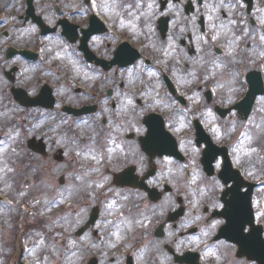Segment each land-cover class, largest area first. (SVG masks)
I'll return each mask as SVG.
<instances>
[{"label": "flooded vegetation", "instance_id": "obj_1", "mask_svg": "<svg viewBox=\"0 0 264 264\" xmlns=\"http://www.w3.org/2000/svg\"><path fill=\"white\" fill-rule=\"evenodd\" d=\"M96 1L93 13L106 18L109 25L108 32L103 35L107 36L108 42L101 51L109 54L103 55L100 49H93L96 45L89 40L94 52L103 58L113 59L119 45L129 42L140 53L139 59L131 67H114L109 71L110 76L107 74L111 108L116 109L121 104L122 98L118 94H122L127 104L128 118L114 120V124L107 130L108 135H101L102 131L98 130L100 128L92 134L99 143H106L105 138H110L108 147L101 146L102 150L108 151L106 172L111 175L110 186L113 190L110 203L112 210L114 205L119 213L116 222L113 220L112 234L106 228L93 229L92 253L96 256L97 264H194L195 259L190 253L197 251L196 234L199 232L203 235L198 243L208 241L209 255L205 252L208 255L207 264H228L225 254L212 246L224 223L220 212L224 207L225 194L223 188L217 185L219 177L214 175L217 180L215 186H199L198 191L182 178V172L187 167H181V162H187L194 154L201 155L200 147L203 145L196 142V135H192L191 140L179 139L182 153L186 157L184 161L173 156L159 155L156 151H150L152 155H149L143 146L158 147L156 143L160 139L145 135L143 121L146 108L149 103H154L153 100H167L162 110L167 112L169 120L170 111L175 110L177 113L176 103L178 107L181 105L177 99L176 102L173 101L169 82L176 86L178 92L181 90L187 94L212 95L211 101L197 105L205 111L213 110L217 104L229 105L226 94H244L248 89L249 73H260L264 84V0ZM164 1V8L161 9ZM77 2L78 0L75 1ZM221 4L231 6V14ZM127 16L133 21L126 23ZM60 17L80 26L77 31L80 42L82 28L89 24V16L84 13H81V18L85 20L80 23L67 15L56 17L45 0H0V126L13 123V119L7 121L1 117L3 111L15 115L19 109L20 102L15 99L13 88H22L33 98L46 83L42 76H36L33 71L30 81L36 79L34 86L31 82L22 84L25 79L28 80L31 66L34 69L35 62L19 51L30 49L36 51L39 57L34 46H38L44 37L42 26H55ZM161 18L168 19L165 35L160 28L166 29V21L161 22ZM61 35L63 36L62 33ZM63 37L67 42L68 38ZM78 45L76 44L77 50ZM147 70L153 71L149 79L145 74ZM20 73L23 77L27 76L23 78ZM83 77L87 80L91 78L89 74H83ZM185 78L191 79L187 85L189 89L185 87ZM151 79L152 84L148 90L139 93L148 86L142 84H147ZM98 80L99 77L95 84ZM95 87L97 90L102 89L100 84ZM73 89L75 95L82 91L80 87L72 88L67 85L54 89L56 104L62 105L61 112L56 114L58 117L83 123L82 116L63 111V107L67 105L77 108L84 105L95 106V115L102 111L100 99L94 102L86 92L81 99H73L68 94ZM94 95L97 93H93ZM150 95L152 101H149ZM21 108L26 112L25 120L27 116H32L30 122L40 121L42 116H51V112L41 106ZM37 110L44 112L36 115ZM133 122L136 127L141 125L138 134L130 130ZM148 139L150 145L147 143ZM199 170L203 172L201 165ZM120 171L126 173L124 180L128 183L127 186L114 184L115 176ZM165 171L167 174L164 176ZM149 180L155 183L149 184ZM146 187H150L152 191L149 193ZM166 198L170 203V210L164 213V206L159 201ZM158 199L159 201L154 202ZM196 207L199 209L196 210ZM181 208L182 217L178 221H171V215L181 212ZM148 217L150 220H146ZM197 223L201 227H197ZM204 227L207 230L205 234L202 233ZM221 241L225 243L224 240ZM198 252L201 255L198 264H205L201 251ZM80 264H84L83 261Z\"/></svg>", "mask_w": 264, "mask_h": 264}, {"label": "rangeland", "instance_id": "obj_2", "mask_svg": "<svg viewBox=\"0 0 264 264\" xmlns=\"http://www.w3.org/2000/svg\"><path fill=\"white\" fill-rule=\"evenodd\" d=\"M47 1L51 3L52 2L55 3V0H47ZM62 1L64 6L68 7L69 9H71V7L75 2V0H62ZM103 3H105V1ZM128 19L129 16L126 17L127 20L126 23L133 21V19H129V20ZM78 21L81 22L80 19ZM57 43L61 45V42L59 40L57 41ZM93 44L94 45L96 44V46L99 47V44L96 41H94ZM152 49L154 48L152 47ZM41 50L43 52V57L45 61V71H46L45 77L46 79H49L52 82L51 84L52 86L58 85L61 87L67 85V87L70 86L72 88H75L76 86L81 87L82 91L80 92V94H76L77 96L75 95L74 89L69 91L68 94L73 99H76L77 97L81 99L83 93H85L86 90L88 89L93 90L92 84L95 82L96 77L92 78V80L90 81L84 79L82 74L84 75L89 74L85 72L86 68L83 65L76 63L74 59H72L71 55L65 52L64 49L61 50L58 46H56V42L53 36H46L44 38L43 46L41 47ZM107 53L108 52L103 54L106 55ZM33 67L34 66H31V73L29 72L28 80L25 79L22 82V84H28L29 82H31L30 84L34 86L36 79L30 81L31 77L33 76L32 73L34 70H39V69H33ZM89 75L93 76L92 74ZM152 80L153 79H151V81L148 80L147 84H142L148 86H145L143 90H140L139 93H143L147 91L149 86L152 84ZM190 80H191L190 78L184 79V81H186L185 87L187 89L189 88L187 85L190 83ZM104 85L105 84H103V90L100 91L101 96L102 95L106 96L105 93L107 90V86ZM131 88L133 89V87ZM118 95L120 98H122V102L121 105L118 107L117 112L119 116L122 118L125 116V114L127 116L126 113L127 104L124 99V96L122 94H118ZM236 96L237 94H226L225 98L227 102L230 103L234 100ZM195 97L197 99L202 98V96L198 94L195 95ZM149 98H150L149 101H152L151 95L149 96ZM260 99L261 100L257 102L258 106L255 107L257 111H255V113L250 118L251 126L246 125L247 122H245L236 112L230 113L229 116H227L223 120L225 122V125L227 126L226 129L220 126L221 124L218 123L219 118H217L214 115L208 117V121H207L209 128L211 129V131H213L214 135H216V139H217L216 141H218L220 144L225 141H228L230 143L234 142V139L236 137V134H233L234 129H236L237 127L238 129H241L242 126L241 130L243 131L239 132V142L236 148L237 161L243 166V168L249 175L251 176L258 175V177L262 172H264V164H263L264 163V96H262ZM153 102L154 103L152 104L149 103L147 109L149 107L163 109L160 107V104L164 105L162 100L161 101L153 100ZM21 111L19 110L20 113ZM19 112H17V115L20 114ZM43 112L44 110L43 111L37 110L36 115H42ZM105 113L106 116L101 115L102 118L106 117L107 119H110L109 113L107 111ZM22 114L24 113L22 112ZM27 119H29L28 122ZM27 119L23 120L24 127L30 123L32 116H27ZM53 119L56 118H53L52 114L50 117L44 118L42 116L41 120L38 123L39 124L38 128H36V132H38L37 136H43L47 141L49 148L47 157L36 154V157L40 156V159L38 160H40L41 164L38 170L42 172L41 182L37 185L35 184L32 178L25 179L24 185L20 186L21 191L19 192V194L20 195L22 194L24 198L29 197L28 198L29 201L27 204L30 205V208L29 206L28 208L24 206V211L28 209L29 214H33L35 209L42 211V216L47 218L46 226L48 230L50 232L57 231L56 236L59 235V237H55V236L53 237L56 243L51 245L50 253H48V251L51 243L47 241L42 246L43 239L34 238V242L30 244L31 246H26V243L19 242L18 246L14 248V253H13L14 262H16L20 257V255L23 253L22 259L26 263L29 262L30 264H77L78 262L75 259L77 257L76 252L77 250L81 251V247H83L82 250L83 254H86L84 252V248L87 247L88 248L87 253H89V255L86 256L89 257L92 256L90 253V249L92 246L91 234L89 235V233H85L84 236L77 237L75 235V232L77 231L79 226L85 224V221L88 218L91 208L94 205L98 204V199L95 197L97 192H100L102 188H105L106 185L108 184L107 179H104L102 182H99L97 186L96 185L88 186L89 183L93 182L91 170H90L92 168V164L86 162L87 160H90L91 162L92 161L97 162L99 155L92 147L88 149H86V147H83L84 144L81 143L82 142L81 137L94 136L92 135L94 129H92L91 132H87V130L82 131V128H80L79 130L80 133L78 134V138L80 139L79 141H81L80 142L81 145L78 143L77 139L76 141H74V143L69 144L67 143V138L64 134H61L54 130V126L52 125ZM93 120L98 121L99 119H93ZM90 123L95 127V123L93 121ZM177 128L178 130H181L179 125L177 126ZM139 129H141V125L139 124L136 127L135 123L133 122V127H131L130 130H133L136 134H138ZM26 130L28 131V133H30L27 134V136H32L34 130H30L28 126H26ZM235 132L237 133V130ZM18 134L20 136L21 133L18 132ZM25 137L26 135L23 138L20 136V143H19L20 147L18 148V150L26 151L27 146L25 143L27 138L25 139ZM109 139L105 138V140H107L106 141L107 147L109 145ZM16 144H17V140L11 139L8 141V144L4 142L0 150V181L2 182H4V175L6 174V171H9V173L12 174L16 170L23 168V166L20 164V161L22 160L21 156L23 154L22 152H17L18 151L17 149L15 151L16 152L15 158L16 159L19 158V160L16 161L15 165H12L13 162H11V164H7L3 157V153L6 151V149L10 148V146H15ZM60 147L67 151L64 152L63 158L61 156V158L58 159L57 158L58 155L55 154H57L56 152ZM6 160L8 161V158H6ZM4 165H5V169H4ZM193 170L195 171V168ZM166 174L167 173L165 171L164 176ZM199 174L200 172H198L197 175ZM260 176H262V174ZM83 180L85 183H83ZM78 186L84 188L83 190H86L85 193L87 192L88 196L83 197L81 200H79V203L77 204L75 202L76 201L75 198H73V196H75L76 194L75 195L72 194L74 193V190L76 191L75 188H77ZM81 187L78 188L81 189ZM2 190L5 193H7L8 188L4 186ZM35 191L38 193L32 195L31 193ZM49 191L52 192L51 195L52 197L46 196V193ZM60 194L68 195L69 201L65 204L67 206H64L63 201L61 200L62 198L57 197ZM260 194L264 195V186H260ZM22 196L21 199H24ZM45 197L46 199L51 197L48 203L42 201V199L46 200ZM159 202L161 203V205L164 206L163 207L164 213H167L170 210L169 208L170 203L168 204V199L167 198L164 200L162 199ZM103 203H104V210H103L104 217L101 220V226L107 225L111 227L112 224L114 223L113 220L116 222V216H118L119 213L116 212L114 205H113V209L115 211L112 210L111 203L110 204L108 202H103ZM105 203L107 205H105ZM256 207H258L257 200H256ZM258 210H259L258 217L260 219L262 218L264 219V210L261 209L260 207ZM9 216L10 213H6L2 209H0V264H7L5 261V257L2 256L1 251L2 248L4 247V243L8 245V242L9 243L11 242L12 233L14 234L13 232L14 224L12 223V220H9ZM29 217L30 216H28L27 218ZM146 220H150V217L146 218ZM205 233H207L206 229H204V234ZM199 237L200 235L196 236V245L199 244L198 243ZM227 249L228 248L225 247L223 248V251L227 252ZM44 251L47 252L46 254L43 255Z\"/></svg>", "mask_w": 264, "mask_h": 264}, {"label": "water", "instance_id": "obj_3", "mask_svg": "<svg viewBox=\"0 0 264 264\" xmlns=\"http://www.w3.org/2000/svg\"><path fill=\"white\" fill-rule=\"evenodd\" d=\"M160 133H161L160 129L155 127V128L152 129V133H151V134H152V135H158V134H160ZM251 254L254 255V256L257 257V258H258V257H261V255H257L256 253L253 254V253L251 252Z\"/></svg>", "mask_w": 264, "mask_h": 264}, {"label": "clouds", "instance_id": "obj_4", "mask_svg": "<svg viewBox=\"0 0 264 264\" xmlns=\"http://www.w3.org/2000/svg\"><path fill=\"white\" fill-rule=\"evenodd\" d=\"M220 6H221V7L228 8V9H229V12H230V14H231V6L226 5V4H221ZM173 10H174V9H173ZM13 63H15V61H13ZM148 183H149V184H153V183H155V181L149 180Z\"/></svg>", "mask_w": 264, "mask_h": 264}]
</instances>
